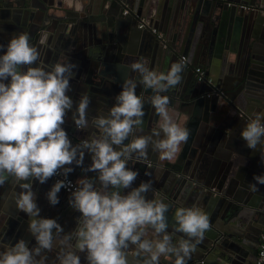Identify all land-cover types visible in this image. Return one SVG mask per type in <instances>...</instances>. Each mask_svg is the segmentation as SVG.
Masks as SVG:
<instances>
[{
    "label": "water",
    "instance_id": "1",
    "mask_svg": "<svg viewBox=\"0 0 264 264\" xmlns=\"http://www.w3.org/2000/svg\"><path fill=\"white\" fill-rule=\"evenodd\" d=\"M70 1L73 2L15 0L19 8L11 14L8 7L12 1L5 4L0 0V23L12 17L20 23V12L25 15L21 18L27 16L33 24L29 30L15 24L13 35L27 32L32 42L39 37L50 42L47 32L56 28L66 32L68 46L74 45L72 51L80 67L73 71L67 93L74 102L73 110L62 126L71 143L76 145L98 131L92 126L77 129L73 122L81 95L87 93L90 97L91 121L107 114L126 77L137 76L127 65L143 56L149 60L150 68L166 72L172 63L180 61V55H185L191 77L184 80L183 72L182 83L163 95L169 97L173 116L186 117L192 124L188 143L173 162L159 161L150 151L146 160L129 161L128 167L138 173L132 185L152 181L153 191L146 198L162 199L169 205L170 224L177 207L195 204L209 214L211 228L187 264H244L242 253H256L264 231V184H257L258 191L250 189L256 183L253 177L264 175V148L249 149L240 135L254 113H264V0H78L77 8ZM124 9L128 12L123 13ZM213 17L217 23L210 32L204 24ZM152 27L161 31L163 37H157ZM63 47L59 42L54 48L62 51ZM84 58L86 62L91 60L88 66L82 62ZM198 64L203 65L205 81L195 75ZM136 93L145 99L147 133L146 129L156 127L158 117L147 102L152 92L138 84ZM220 108L226 117L218 121ZM233 138L237 141L235 146L231 143ZM90 164L91 156L85 152L83 167ZM160 164L163 173L158 176ZM70 167L74 170L68 175L77 180L97 176L75 164ZM54 183L52 178L44 184L32 180L39 216L55 219L69 233L75 229L80 213L70 206L71 195L63 189L58 193L59 203L49 204L46 194ZM130 190L124 189L123 193ZM1 193L0 252L5 246H13L21 236L30 249L35 247V238L28 230L29 217L16 206L7 210L2 207ZM45 203L48 207L44 210L41 204ZM2 216L7 217L6 221ZM13 232L15 241L9 245L6 239ZM57 251L54 247L46 253L47 264H58ZM79 257L80 264H88L86 257ZM161 264H174V258L161 257Z\"/></svg>",
    "mask_w": 264,
    "mask_h": 264
},
{
    "label": "clouds",
    "instance_id": "2",
    "mask_svg": "<svg viewBox=\"0 0 264 264\" xmlns=\"http://www.w3.org/2000/svg\"><path fill=\"white\" fill-rule=\"evenodd\" d=\"M185 65L186 59L181 58L166 72L158 71L141 56L127 65L137 76L126 77L107 114L91 121L90 97L81 95L73 122L77 129L92 126L98 131L73 145L62 126L73 110L67 93L76 65L64 57L49 67L27 32L10 38L0 55V186L11 178L22 189L14 201L29 217L28 230L36 246L30 249L22 239L5 246L0 264H47L46 253L54 247L58 264H80L78 252L87 253L88 264H161V257L187 264L211 228L209 214L195 204L177 207L170 224L169 205L146 198L153 191L152 181L133 188L138 173L128 167L129 161L148 159L149 149L159 160L172 161L188 143L187 122L174 118L169 97L163 95L182 83ZM138 84L151 90L147 102L159 117L158 126L147 133L145 99L136 93ZM240 135L249 149L264 148V113H254ZM85 152L91 156L87 168L83 167ZM73 164L97 176H84L73 186L67 181ZM53 176L64 179L56 180L47 192L49 204L59 203L62 188L74 187L69 204L80 213L75 229L63 235L55 219L40 218L32 190V180L44 184ZM253 179L256 183L250 189L255 192L257 184H264V175Z\"/></svg>",
    "mask_w": 264,
    "mask_h": 264
},
{
    "label": "crops",
    "instance_id": "3",
    "mask_svg": "<svg viewBox=\"0 0 264 264\" xmlns=\"http://www.w3.org/2000/svg\"><path fill=\"white\" fill-rule=\"evenodd\" d=\"M10 1H12V5L11 6H9L8 8L10 9V10H12L11 11V14H14V12L17 10V8H19L14 2H15V0H2V2L3 3H5L6 4V2L8 3V2H10ZM69 1V0H68ZM77 1L78 0H73V2L72 1H70V2H68L70 5H73L75 8H77L78 7V4H77ZM61 2H62V0H61ZM66 6V1L63 3V6ZM248 6H250L248 9H250V8H252V6L251 5H248ZM246 7H247V5H246ZM4 8H7V7H4ZM263 9V8H262ZM18 13V12H17ZM19 21H20V23H18V22H16L15 21V18L14 17H12L11 19H8V20H5V22H1L0 23V55H2L3 54V52L6 50V46H7V44H8V42H9V40H10V38L12 37V35L14 34V31H13V26H15V24H17V25H19L20 27H24V28H29L30 27V25L31 24H33V22H29V19H28V17L26 16V17H24V18H21V15L22 16H25L23 13H20L19 12ZM21 22H23L24 24H21ZM215 23H217V19H216V17H213L212 18V20H211V22L209 23V22H207V23H205L204 25H207L206 27H205V29L206 30H208V31H212L213 30V27H214V24ZM24 25V26H23ZM32 26V25H31ZM32 28V27H31ZM30 29V28H29ZM28 29V30H29ZM207 31V32H208ZM46 32L47 31H44V34H46ZM48 37L49 38H51V41L50 42H48L47 41V38H45V40H44V38H41V37H39L37 40H35L34 42H32L31 41V39H30V43L31 44H33V45H35L38 49H39V51H40V53H41V59L44 61V63L45 64H47L49 67H51V66H53L55 63H57L60 59H62V58H64V57H67V59L70 61V62H72L73 64H75V65H77L78 63H80V61H79V59H78V57H77V55L72 51V49H73V47H74V45H69L68 46V40H66V38L68 37L67 36V34H66V32L65 31H60L59 29H57L56 30V28L54 29V30H49L48 32ZM61 43V45H63L64 47H63V50L62 51H57L54 47L56 46V44L57 43ZM54 46V47H53ZM64 49H67V51L65 52V50ZM86 58H84V61H82L83 63L85 62L86 64H87V66H88V64H89V62L91 61H89V62H86V60H85ZM191 56H190V61H191ZM94 62V60H92V63ZM91 65V64H90ZM199 66H201V67H203V65H201V64H198ZM35 66H37V65H33V67H35ZM76 67H80V65L78 64ZM76 67L73 69V71L76 69ZM191 71H190V69H189V67L188 66H185V70H184V80H188L189 79V77H191ZM176 107H177V105H176ZM151 112H153L152 110H151ZM174 112V111H173ZM172 112V113H173ZM213 112H215V114H216V112H218V111H213ZM212 112V113H213ZM171 113V114H172ZM220 115H218L219 117H218V121L219 120H221L223 117H226V115H224V113L222 112V109L220 108V110H219V112H218ZM178 114V113H177ZM175 119H176V117H174ZM183 119H184V121H183ZM178 118L177 119V121L178 122H180V123H184L185 121H186V117L185 118ZM158 122H159V117H157V122H156V127L158 126ZM187 122V121H186ZM186 126L189 128V131L192 129V124H189V121L187 122V124H186ZM152 128L150 127V129L148 130V129H146V131L147 132H149L150 130H151ZM197 131V132H196ZM194 133H195V135H197L198 134V129L196 130ZM146 133V132H145ZM239 142H240V139L239 138H237V137H235ZM235 138H233V139H235ZM233 139H232V141H231V143L232 144H234L233 146H235L236 144H237V141H236V139L233 141ZM184 146V145H183ZM183 146H182V150H183ZM150 151V155H154V156H156L158 159H159V156H158V154L157 153H154V152H152L151 151V149L149 150ZM182 155V151H181V153L178 155V157L176 158V159H174V160H177L180 156ZM233 155V154H232ZM243 157V156H242ZM230 158L232 159V161H231V159H229V161H230V163L232 162H234V160H233V156H230ZM235 160H237V159H239V157L238 158H234ZM174 160H172L171 162H173ZM159 161H161V160H159ZM164 162H166V163H168V161H164ZM161 165V164H160ZM161 172H159L158 173V176L159 175H161L163 172H162V165H161ZM157 174V173H156ZM71 177V176H70ZM72 178L75 180V181H77V179L75 178V177H73L72 176ZM10 182H8V183H6V184H4L3 185V187H2V189H1V191L0 192H2L1 193V196H2V201H1V203H2V207L3 206H6L5 207V209L7 210V209H14L15 208V201H14V195L15 194H18L20 191H22V189H20L19 188V186L17 185V184H15L14 183V181L12 180V182L9 184ZM22 183H26V181H22ZM133 186V188L134 187H138V185L137 184H135V185H132ZM41 207L42 208H44V210L45 209H47V207H48V204L47 203H45V205H43V204H41ZM17 209V208H16ZM8 213V212H7ZM12 215V214H11ZM14 217V216H13ZM5 219V220H4ZM6 219H7V217L5 218L4 216H2V220L3 221H6ZM1 220V221H2ZM67 222H69V219H67L66 220ZM68 227V226H67ZM66 227V228H67ZM67 233V230H65V231H63V233H62V235L63 234H66ZM24 240L25 241V237L24 236H21L19 239H18V241L19 240ZM7 241V243L9 244V245H11L14 241H15V232H13V233H11L10 235H8V238L6 239ZM257 248V247H256ZM254 251H255V249H254ZM255 252H253V254H251L250 256L249 255H246V254H244V253H242V255H241V258H242V260L241 261H243L244 262V264H253V262H254V258H255V254H254ZM77 255H83V257L85 258L86 257V255H87V253L86 252H78L77 253Z\"/></svg>",
    "mask_w": 264,
    "mask_h": 264
},
{
    "label": "built area",
    "instance_id": "4",
    "mask_svg": "<svg viewBox=\"0 0 264 264\" xmlns=\"http://www.w3.org/2000/svg\"><path fill=\"white\" fill-rule=\"evenodd\" d=\"M247 7H250V6H247ZM127 12H128V9L123 10V13H127ZM139 26H143V23H140ZM152 31L156 32L157 37H159V38L163 37V33L161 31L157 30L156 28L152 27ZM181 58H185L186 59V65L185 66H189V63L187 61L186 56L180 55L179 60H181ZM194 72H195V75L199 81H205L206 80V75H205L203 67L195 66ZM51 178L55 182L58 179H64L63 176H53ZM67 181H71L73 186H75V184H76V181L72 177H70L69 175L67 176ZM62 189L71 195V191L74 190V187L73 188H67L66 187V188H62ZM253 264H264V231L260 235V241H259L256 253H255V258H254Z\"/></svg>",
    "mask_w": 264,
    "mask_h": 264
}]
</instances>
